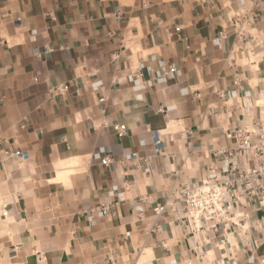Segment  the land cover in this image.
<instances>
[{"label": "crops", "instance_id": "0c3cea01", "mask_svg": "<svg viewBox=\"0 0 264 264\" xmlns=\"http://www.w3.org/2000/svg\"><path fill=\"white\" fill-rule=\"evenodd\" d=\"M262 186L264 0H0V264H264Z\"/></svg>", "mask_w": 264, "mask_h": 264}, {"label": "built area", "instance_id": "2783aa9c", "mask_svg": "<svg viewBox=\"0 0 264 264\" xmlns=\"http://www.w3.org/2000/svg\"><path fill=\"white\" fill-rule=\"evenodd\" d=\"M167 71L171 74L175 71V68L168 67ZM113 129L118 137H122L126 133V128L123 124L115 123L113 124ZM153 143L156 151L163 150L164 144L157 133L154 136ZM241 148L243 150L250 149V142L247 139H242ZM15 155L19 159L27 158V154L21 150L15 151ZM135 157V154H131L128 158L134 159ZM95 159L99 160L102 166H108L112 163V159L104 155L103 152L95 154ZM255 174H257V171L254 170L249 176ZM229 191L228 184L220 182L216 175L209 176L206 181L198 186L185 188L180 195L184 200L188 222L195 229H202V225L205 224L216 232L221 225L228 221L227 194ZM260 198L264 206V186L261 187ZM163 210L164 207H158L156 208V213L161 214ZM95 211L99 215L106 214L105 208H97Z\"/></svg>", "mask_w": 264, "mask_h": 264}]
</instances>
